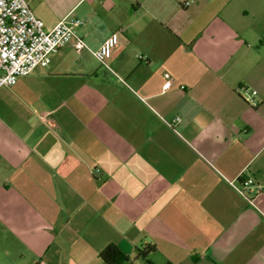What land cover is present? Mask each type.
<instances>
[{"label":"crops","instance_id":"1","mask_svg":"<svg viewBox=\"0 0 264 264\" xmlns=\"http://www.w3.org/2000/svg\"><path fill=\"white\" fill-rule=\"evenodd\" d=\"M28 1L119 41L0 88V264H264V0Z\"/></svg>","mask_w":264,"mask_h":264},{"label":"built area","instance_id":"2","mask_svg":"<svg viewBox=\"0 0 264 264\" xmlns=\"http://www.w3.org/2000/svg\"><path fill=\"white\" fill-rule=\"evenodd\" d=\"M81 25L82 21L77 18H64L54 28L46 30L28 0H0V88L14 86L20 78L30 75L39 66L47 67L51 54L68 45L77 53L90 50L102 65H106L118 44V34L112 33L98 49L91 50L76 34ZM170 85L171 81L166 82L163 90ZM249 102L257 105L254 97H250ZM175 121L179 122L180 118ZM238 182L239 185L236 182L233 185L247 198L253 192L264 191L254 179L245 178L242 174ZM248 201L253 204L252 199Z\"/></svg>","mask_w":264,"mask_h":264},{"label":"trees","instance_id":"3","mask_svg":"<svg viewBox=\"0 0 264 264\" xmlns=\"http://www.w3.org/2000/svg\"><path fill=\"white\" fill-rule=\"evenodd\" d=\"M156 248L154 245H147L144 249L138 250V256L145 259L148 263L152 264L151 261L147 258L149 253L155 252ZM100 257L107 264H129V259L125 256L117 246L108 245L101 253Z\"/></svg>","mask_w":264,"mask_h":264}]
</instances>
